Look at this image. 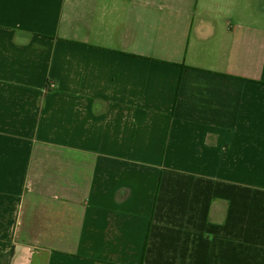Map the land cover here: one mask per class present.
<instances>
[{"label": "crops", "instance_id": "crops-1", "mask_svg": "<svg viewBox=\"0 0 264 264\" xmlns=\"http://www.w3.org/2000/svg\"><path fill=\"white\" fill-rule=\"evenodd\" d=\"M4 264H264V0H0Z\"/></svg>", "mask_w": 264, "mask_h": 264}, {"label": "trees", "instance_id": "trees-1", "mask_svg": "<svg viewBox=\"0 0 264 264\" xmlns=\"http://www.w3.org/2000/svg\"><path fill=\"white\" fill-rule=\"evenodd\" d=\"M13 254V250L8 252L7 254L0 251V264H4V260L7 261Z\"/></svg>", "mask_w": 264, "mask_h": 264}, {"label": "rangeland", "instance_id": "rangeland-1", "mask_svg": "<svg viewBox=\"0 0 264 264\" xmlns=\"http://www.w3.org/2000/svg\"><path fill=\"white\" fill-rule=\"evenodd\" d=\"M4 262H6V261L4 260Z\"/></svg>", "mask_w": 264, "mask_h": 264}]
</instances>
